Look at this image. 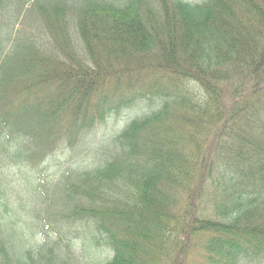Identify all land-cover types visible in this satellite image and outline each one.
Returning <instances> with one entry per match:
<instances>
[{
	"label": "trees",
	"instance_id": "16d2710c",
	"mask_svg": "<svg viewBox=\"0 0 264 264\" xmlns=\"http://www.w3.org/2000/svg\"><path fill=\"white\" fill-rule=\"evenodd\" d=\"M12 2L0 264L263 261L264 0H58L25 45Z\"/></svg>",
	"mask_w": 264,
	"mask_h": 264
},
{
	"label": "rangeland",
	"instance_id": "374dc122",
	"mask_svg": "<svg viewBox=\"0 0 264 264\" xmlns=\"http://www.w3.org/2000/svg\"><path fill=\"white\" fill-rule=\"evenodd\" d=\"M38 1V3H36ZM58 0H13L14 7H7L5 9L6 15H4L7 18V22H10L12 25H14V29L10 28L12 38L15 39V45L16 43H19L20 45H25L31 39L30 33L31 29L33 28V20L38 16L36 9L38 6H41L42 8H46L48 5L53 4ZM76 1V0H71ZM80 1V0H77ZM191 2H195L198 0H188ZM18 17L17 24L14 23L15 19ZM8 23L4 24L3 31L0 32V37L4 38L7 33ZM22 30V31H21ZM142 107V106H141ZM143 113V111H140V108L133 109L127 112H124L123 114L114 117L108 122V125L106 127H102L98 129V137L96 138V141L93 142L95 145L106 142L109 137V132L111 130H115L116 126L120 127L124 123L132 120L135 117L140 116ZM106 132H102V130H105ZM112 136V135H111ZM81 157L88 158L92 154L89 149L86 151H80ZM52 171V170H51ZM53 171L51 172V174ZM28 196L30 194L28 193ZM36 236L39 237L42 233V227L38 225V227L35 229ZM251 264H264L263 261H254Z\"/></svg>",
	"mask_w": 264,
	"mask_h": 264
}]
</instances>
